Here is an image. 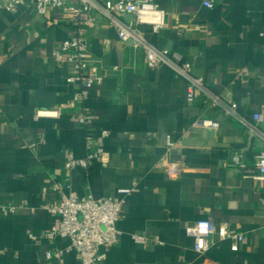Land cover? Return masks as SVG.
<instances>
[{
	"label": "crops",
	"instance_id": "crops-1",
	"mask_svg": "<svg viewBox=\"0 0 264 264\" xmlns=\"http://www.w3.org/2000/svg\"><path fill=\"white\" fill-rule=\"evenodd\" d=\"M6 1L0 0V204L15 211L0 214V264H81L67 238L44 236L58 217L42 206L70 191L123 198L118 241L101 264H264V181L232 162L239 153L253 167L262 148L250 124L264 109V0H211L212 7L156 0L164 26H139L157 47L179 52L239 116L211 106L200 91L188 101L186 78L166 65L149 69L143 53L119 41L99 14L86 34L102 81L76 101L78 85L66 80L70 66L54 61L74 28L52 10L38 14L35 0H21L13 11ZM51 108L60 114L35 117ZM82 109L90 116L86 125L75 118ZM201 118L216 125L197 124ZM103 130L105 161L67 169L68 155H84L85 135ZM167 161L180 163L179 176L166 174ZM131 187L127 195L117 192ZM201 219L241 232L239 249L214 234L208 249L196 252L189 228ZM47 251L61 254L47 258Z\"/></svg>",
	"mask_w": 264,
	"mask_h": 264
},
{
	"label": "built area",
	"instance_id": "built-area-1",
	"mask_svg": "<svg viewBox=\"0 0 264 264\" xmlns=\"http://www.w3.org/2000/svg\"><path fill=\"white\" fill-rule=\"evenodd\" d=\"M35 0V10L40 15H45L49 10L61 19L67 21L74 32L64 39L54 52V61L58 66H70V73L66 80L68 83L78 85L74 100L83 101L87 90L102 81L99 61L93 57L89 49L87 30L95 24V15H101L114 29L117 38L123 43H129L134 49L140 50L149 69L168 66L177 74L189 81L186 99L192 101L197 91L204 95V101L211 106H219L225 112L238 115L236 104L224 103L220 97L212 93L203 83V78L192 72L190 62L184 60L177 51L157 47L139 28L148 25L152 31L157 32L165 24V11L156 0ZM21 0H8L3 3L5 9L13 11ZM203 4L212 7L211 0H204ZM122 15H131L132 19L125 20ZM116 69V67H114ZM61 108L37 109L35 117H57ZM239 116V115H238ZM76 120L82 125L89 122L90 116L86 109L75 115ZM243 121V119L240 117ZM253 123L250 124L252 133L257 134L262 141V148L256 155L253 167H246L240 161V154L235 153L232 162L238 165L245 175L264 181V129H259L257 123H264V109L252 114ZM197 124L202 126H215L212 119L201 118ZM107 131L103 130L99 136L90 133L85 135V153L80 157L68 155L64 165L67 169H89L94 162L105 161L103 139ZM168 147L173 145L168 136ZM169 177H177L182 172L180 163L167 161L164 165ZM134 188H120L117 190L122 195L129 194ZM264 204V198L262 199ZM123 204L122 199H115L111 195L94 197L91 193L78 196L75 192L62 193L59 201L54 204H44L42 208L58 217L55 227L44 233L48 239L65 237L69 240V248L78 255L81 264H101L105 251L113 247L118 241L116 222L119 218ZM13 213V206L0 204V214ZM193 236V249L204 253L212 243V235L217 240L229 239L230 249L237 251L243 241V234L231 230L226 224H216L211 219L197 220L189 228ZM136 239L141 237L136 236ZM46 252V257L58 256Z\"/></svg>",
	"mask_w": 264,
	"mask_h": 264
}]
</instances>
